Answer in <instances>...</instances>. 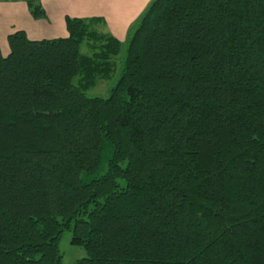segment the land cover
Returning a JSON list of instances; mask_svg holds the SVG:
<instances>
[{"label":"trees","instance_id":"1","mask_svg":"<svg viewBox=\"0 0 264 264\" xmlns=\"http://www.w3.org/2000/svg\"><path fill=\"white\" fill-rule=\"evenodd\" d=\"M65 26L0 50V264H63L64 232L73 264H264V0Z\"/></svg>","mask_w":264,"mask_h":264},{"label":"crops","instance_id":"2","mask_svg":"<svg viewBox=\"0 0 264 264\" xmlns=\"http://www.w3.org/2000/svg\"><path fill=\"white\" fill-rule=\"evenodd\" d=\"M151 0H41L44 19L31 17L23 0L0 1V50L9 54L7 37L19 30L31 40L67 37L65 17H102L111 34L124 41L126 32Z\"/></svg>","mask_w":264,"mask_h":264},{"label":"rangeland","instance_id":"3","mask_svg":"<svg viewBox=\"0 0 264 264\" xmlns=\"http://www.w3.org/2000/svg\"><path fill=\"white\" fill-rule=\"evenodd\" d=\"M125 49H126V44L123 45L122 50L117 58L118 64L120 62H123V59L125 56ZM81 51L85 53L84 48H81ZM117 77L118 75H116L115 80H111L110 82L105 83V85L103 82H100L99 88L97 86L95 89L88 91L87 96L90 98L107 97L108 89H110L111 87L115 85L117 81ZM71 237L72 236L70 232H64L59 240L58 247H59L60 253L62 254L63 264H73L75 261L86 257V251L83 248L76 247L71 244Z\"/></svg>","mask_w":264,"mask_h":264}]
</instances>
